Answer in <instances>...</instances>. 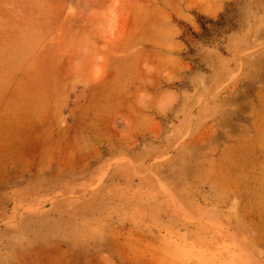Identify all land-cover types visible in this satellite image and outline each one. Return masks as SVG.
Here are the masks:
<instances>
[{"label": "rangeland", "instance_id": "rangeland-1", "mask_svg": "<svg viewBox=\"0 0 264 264\" xmlns=\"http://www.w3.org/2000/svg\"><path fill=\"white\" fill-rule=\"evenodd\" d=\"M189 1L0 0V264H264V0Z\"/></svg>", "mask_w": 264, "mask_h": 264}, {"label": "crops", "instance_id": "crops-1", "mask_svg": "<svg viewBox=\"0 0 264 264\" xmlns=\"http://www.w3.org/2000/svg\"><path fill=\"white\" fill-rule=\"evenodd\" d=\"M255 96L258 100V108L254 113L251 126L253 133L249 137H264V86L260 87L256 92ZM22 173V168H19L13 176H18Z\"/></svg>", "mask_w": 264, "mask_h": 264}, {"label": "bare ground", "instance_id": "bare-ground-1", "mask_svg": "<svg viewBox=\"0 0 264 264\" xmlns=\"http://www.w3.org/2000/svg\"><path fill=\"white\" fill-rule=\"evenodd\" d=\"M192 1H193V0H192ZM192 1H189V2H192ZM195 1H197V3L199 4L198 6H200V5H202V4H205V0H195ZM195 1H193L192 4H193ZM208 1H210V0H208ZM215 1H216V0H213V3H214ZM201 2H203V3H201ZM206 2H207V0H206ZM216 2H217V1H216ZM210 3L212 4V2H210ZM194 4H196V3H194ZM194 4H193V5H194ZM211 4H210V5H211ZM206 5H207V4H206ZM208 6H209V5H208ZM200 7H201V6H200ZM203 7H204V6H202V8H203ZM211 7H212V6H211ZM216 7H217V6H216ZM207 8H208V7H207ZM206 11H207V12H211V13L213 12V11H211L210 7H209V9H206Z\"/></svg>", "mask_w": 264, "mask_h": 264}, {"label": "trees", "instance_id": "trees-1", "mask_svg": "<svg viewBox=\"0 0 264 264\" xmlns=\"http://www.w3.org/2000/svg\"><path fill=\"white\" fill-rule=\"evenodd\" d=\"M208 22H210V23H214L213 21H208ZM197 23H198V25H199V27H200V29L202 30V31H204L206 28H205V26H204V23H202V21H200V20H198L197 21ZM214 25V24H213Z\"/></svg>", "mask_w": 264, "mask_h": 264}]
</instances>
